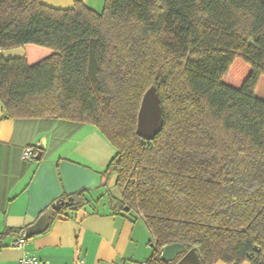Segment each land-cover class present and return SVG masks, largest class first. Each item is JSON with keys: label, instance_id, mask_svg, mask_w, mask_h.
<instances>
[{"label": "trees", "instance_id": "16d2710c", "mask_svg": "<svg viewBox=\"0 0 264 264\" xmlns=\"http://www.w3.org/2000/svg\"><path fill=\"white\" fill-rule=\"evenodd\" d=\"M16 48L24 56L0 55L3 119L97 129L115 149L109 207L143 218L146 264H176L182 254L160 258L172 244L200 264H264V0H105L101 12L0 0V52ZM151 89L163 125L144 141ZM58 201L51 219L88 204L83 192Z\"/></svg>", "mask_w": 264, "mask_h": 264}, {"label": "crops", "instance_id": "0c3cea01", "mask_svg": "<svg viewBox=\"0 0 264 264\" xmlns=\"http://www.w3.org/2000/svg\"><path fill=\"white\" fill-rule=\"evenodd\" d=\"M75 1L95 12H101L105 2L39 0L60 10L71 9ZM20 50L0 55L22 57ZM40 142L45 147L40 160H23L24 152ZM114 155L115 149L92 125L7 120L0 102V264H21L24 257L42 264H146L153 248L143 218L109 207V195L117 192L114 178L104 186L103 173ZM79 192L88 204L68 216L50 218L47 230L25 238L23 248L13 247L17 234L3 235L6 229L25 233L53 202Z\"/></svg>", "mask_w": 264, "mask_h": 264}, {"label": "water", "instance_id": "95a60500", "mask_svg": "<svg viewBox=\"0 0 264 264\" xmlns=\"http://www.w3.org/2000/svg\"><path fill=\"white\" fill-rule=\"evenodd\" d=\"M163 125L161 101L155 89L148 91L142 98L137 115L136 135L144 141H150L158 133ZM37 154L34 159L39 161L45 147L39 143L35 147ZM69 199V203H71ZM64 205L63 201L54 203L49 210L44 212L37 221L29 226L24 236L30 238L45 232L49 226V220L54 212H58ZM182 257L176 264H200L198 254L195 249L187 251L181 244H172L164 247L160 258L163 262H172L178 255Z\"/></svg>", "mask_w": 264, "mask_h": 264}, {"label": "built area", "instance_id": "2783aa9c", "mask_svg": "<svg viewBox=\"0 0 264 264\" xmlns=\"http://www.w3.org/2000/svg\"><path fill=\"white\" fill-rule=\"evenodd\" d=\"M33 158V153L32 150L28 149L24 152L22 159L23 160H28ZM25 243V236L24 234L20 235L19 237H17L16 241L13 243V247L15 248H23ZM21 264H42L40 263L37 259H35L34 257H24L21 260Z\"/></svg>", "mask_w": 264, "mask_h": 264}, {"label": "rangeland", "instance_id": "374dc122", "mask_svg": "<svg viewBox=\"0 0 264 264\" xmlns=\"http://www.w3.org/2000/svg\"><path fill=\"white\" fill-rule=\"evenodd\" d=\"M6 53H8V51H5ZM11 54L10 55H16L14 52H10ZM20 55L23 56V48H21L20 52ZM19 55V54H18ZM4 56H8L6 58H10L9 57V54H5ZM12 58V57H11ZM15 58V57H14ZM256 96L262 100H264V78H261L260 81H259V84L256 88Z\"/></svg>", "mask_w": 264, "mask_h": 264}]
</instances>
